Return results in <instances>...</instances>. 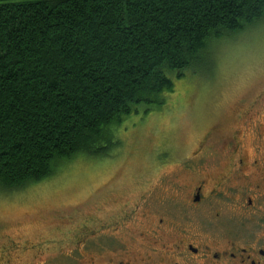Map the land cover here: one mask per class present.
Segmentation results:
<instances>
[{
	"label": "trees",
	"instance_id": "1",
	"mask_svg": "<svg viewBox=\"0 0 264 264\" xmlns=\"http://www.w3.org/2000/svg\"><path fill=\"white\" fill-rule=\"evenodd\" d=\"M261 24L264 0H0V191L106 154Z\"/></svg>",
	"mask_w": 264,
	"mask_h": 264
},
{
	"label": "flooded vegetation",
	"instance_id": "2",
	"mask_svg": "<svg viewBox=\"0 0 264 264\" xmlns=\"http://www.w3.org/2000/svg\"><path fill=\"white\" fill-rule=\"evenodd\" d=\"M259 91L241 94L240 101L250 99L238 105L233 121L204 131L173 169H164L168 161L154 169L137 197H120L127 174H110L108 189L100 185L97 192L114 190L109 199L119 204L97 208L92 243L81 232L84 222L77 225L70 240L82 247L77 254L68 249V256L91 264H264V88ZM214 132L222 134L216 139ZM137 217L143 222L135 223ZM21 244L1 247L0 264L37 252L38 243Z\"/></svg>",
	"mask_w": 264,
	"mask_h": 264
},
{
	"label": "rangeland",
	"instance_id": "3",
	"mask_svg": "<svg viewBox=\"0 0 264 264\" xmlns=\"http://www.w3.org/2000/svg\"><path fill=\"white\" fill-rule=\"evenodd\" d=\"M214 54L216 63L209 69L204 64L188 77L175 79L174 91L165 93V103L159 108L147 114L141 109L131 116L123 130H118L122 143L106 154L71 161L54 176L23 189L0 191V248L17 241L22 247L33 244L32 248L38 243L34 252L37 259L31 250L20 253L19 258L13 256L9 264H91L68 256V249L77 254V248L82 247L70 238L84 222L81 232H88L84 238L89 237L92 243L89 232L96 227L97 208L119 204L109 199L114 190L102 195L97 192L100 185L104 191L108 189L104 184L110 174H127L123 187L118 186L119 196L135 197L146 176L161 163L168 161L164 169H173L180 154L188 152L204 131L233 121L238 105L248 104L250 97L264 88V24L233 36ZM241 94L250 97L240 101ZM221 134L211 135L217 139ZM141 222V218L135 219V223ZM67 237L69 241L61 244ZM3 254L4 249H0V257Z\"/></svg>",
	"mask_w": 264,
	"mask_h": 264
}]
</instances>
